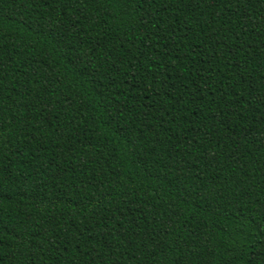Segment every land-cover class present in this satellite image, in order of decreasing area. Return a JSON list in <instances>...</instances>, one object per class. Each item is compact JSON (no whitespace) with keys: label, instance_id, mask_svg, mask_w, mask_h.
<instances>
[{"label":"trees","instance_id":"1","mask_svg":"<svg viewBox=\"0 0 264 264\" xmlns=\"http://www.w3.org/2000/svg\"><path fill=\"white\" fill-rule=\"evenodd\" d=\"M0 264H264V0H0Z\"/></svg>","mask_w":264,"mask_h":264}]
</instances>
